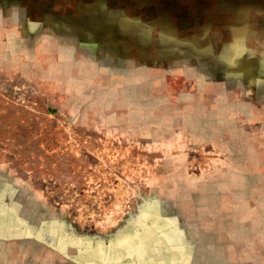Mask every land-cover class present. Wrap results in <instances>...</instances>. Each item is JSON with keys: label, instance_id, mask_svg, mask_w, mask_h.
I'll list each match as a JSON object with an SVG mask.
<instances>
[{"label": "rangeland", "instance_id": "rangeland-1", "mask_svg": "<svg viewBox=\"0 0 264 264\" xmlns=\"http://www.w3.org/2000/svg\"><path fill=\"white\" fill-rule=\"evenodd\" d=\"M0 22V264H264V0Z\"/></svg>", "mask_w": 264, "mask_h": 264}, {"label": "crops", "instance_id": "crops-1", "mask_svg": "<svg viewBox=\"0 0 264 264\" xmlns=\"http://www.w3.org/2000/svg\"><path fill=\"white\" fill-rule=\"evenodd\" d=\"M8 27H7V24H6V26H5V23H3V22H0V34L2 35V34H4V32H5V30L7 29ZM15 31L17 32V34H18V32H19V28L17 27L16 29H15ZM19 35V34H18ZM19 36H22V34L21 35H19ZM19 39V38H18ZM32 55H36V53H31ZM38 56L41 54L39 51H38Z\"/></svg>", "mask_w": 264, "mask_h": 264}]
</instances>
